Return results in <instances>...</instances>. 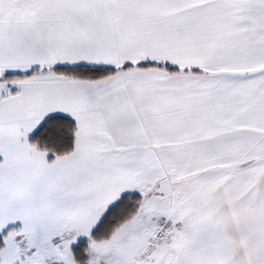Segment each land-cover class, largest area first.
<instances>
[{"label": "snow or ice", "instance_id": "snow-or-ice-1", "mask_svg": "<svg viewBox=\"0 0 264 264\" xmlns=\"http://www.w3.org/2000/svg\"><path fill=\"white\" fill-rule=\"evenodd\" d=\"M0 264H264V0H0Z\"/></svg>", "mask_w": 264, "mask_h": 264}]
</instances>
